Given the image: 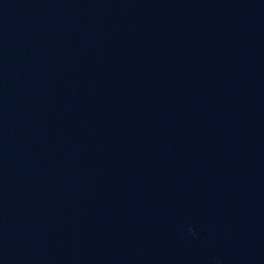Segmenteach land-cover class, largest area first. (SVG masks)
Wrapping results in <instances>:
<instances>
[{"label": "water", "instance_id": "95a60500", "mask_svg": "<svg viewBox=\"0 0 264 264\" xmlns=\"http://www.w3.org/2000/svg\"><path fill=\"white\" fill-rule=\"evenodd\" d=\"M0 264H264V0H0Z\"/></svg>", "mask_w": 264, "mask_h": 264}]
</instances>
